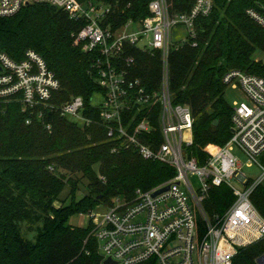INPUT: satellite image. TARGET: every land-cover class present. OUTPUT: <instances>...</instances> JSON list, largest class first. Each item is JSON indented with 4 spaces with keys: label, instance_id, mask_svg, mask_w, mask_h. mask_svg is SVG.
Segmentation results:
<instances>
[{
    "label": "trees",
    "instance_id": "obj_1",
    "mask_svg": "<svg viewBox=\"0 0 264 264\" xmlns=\"http://www.w3.org/2000/svg\"><path fill=\"white\" fill-rule=\"evenodd\" d=\"M95 1L114 8L110 20L115 27L149 15L150 0ZM169 2L172 10L182 12L194 0ZM249 8L264 13V0H214L210 14L195 21L196 45L188 40L171 48L167 56L172 103L191 109L189 150L199 164L231 136L232 107L224 97V73L238 69L264 77V62L253 57L257 51L264 54V29L247 15ZM79 27L78 21L47 3L29 4L0 17V50L15 61L26 50L37 52L61 84L54 105L81 96L84 113L92 119L81 125L58 111L27 109L16 100L0 101V264H101L90 227L71 225L69 217L110 204L116 196L131 199L135 189L152 188L174 175L172 166L145 160L133 146L107 135L91 105L92 95L102 90L92 68L99 55L74 43ZM128 56L133 58L128 69L131 75L147 91L158 90L161 52L127 46L124 57ZM153 110L152 116L147 109L134 115L129 129L149 117L150 135L142 141L156 147L159 104ZM133 113L124 117V124ZM82 179L87 181V192L76 199ZM65 187L66 198L61 199ZM233 199L231 189L222 184L210 189L202 209L208 216L221 215ZM250 199L264 218V184L255 188ZM22 223L28 230L35 225L33 238L25 235ZM263 254L264 238L240 248L232 264H257Z\"/></svg>",
    "mask_w": 264,
    "mask_h": 264
},
{
    "label": "built area",
    "instance_id": "obj_2",
    "mask_svg": "<svg viewBox=\"0 0 264 264\" xmlns=\"http://www.w3.org/2000/svg\"><path fill=\"white\" fill-rule=\"evenodd\" d=\"M213 1L194 0L189 10L180 12L171 9L169 0H150L149 15L115 27L110 20L114 8L101 1L0 0V17L10 16L29 4L47 3L78 21L74 43L85 52L96 51L99 55L92 68L102 89L95 93L101 99L91 105L106 126L107 135L133 146L145 160L174 168L172 177L146 190L135 189L131 199L116 196L110 204H99L79 214L87 217L85 227H90L89 235L95 240L101 264L106 259L117 264H232L240 248L264 238V218L250 199L264 181V77L238 69L224 73L222 82L226 87L240 88L247 102H232L231 136L202 164L189 150L193 142L191 109L187 104H173L169 91L167 56L171 48L180 45L171 41L172 28L184 27L186 37L182 43L191 40L196 45L195 21L210 14ZM246 13L264 29V13L254 8ZM131 26L134 28L129 31ZM127 46L161 52L163 66L158 90L147 91L131 75L128 69L133 58L124 57ZM60 87L37 52L26 50L23 58L15 61L0 50V101L16 100L27 109L47 108L78 124L91 123L81 96L54 105ZM156 104L160 142L152 147L142 141L146 134L150 135L149 117L132 129L129 126L134 115L146 109L152 116ZM132 111L124 124V117ZM46 128L50 130V125ZM234 150L247 156L260 168V174L255 178L246 176L242 172L244 164ZM191 176L197 178V188L193 187ZM232 180L240 188L233 186ZM222 184L231 189L234 199L223 214L208 216L202 201L211 188ZM167 186V190L154 195ZM103 207L107 211L99 214Z\"/></svg>",
    "mask_w": 264,
    "mask_h": 264
},
{
    "label": "rangeland",
    "instance_id": "obj_3",
    "mask_svg": "<svg viewBox=\"0 0 264 264\" xmlns=\"http://www.w3.org/2000/svg\"><path fill=\"white\" fill-rule=\"evenodd\" d=\"M134 26H131L130 30H133ZM186 37V30L184 27L182 26H178V27H174L172 28V32H171V41L174 43H179L181 44ZM253 57L256 60H261L264 62V54L260 51H257L254 53ZM224 97L226 99V101L231 105L233 101H246V96L245 94L242 92V90L239 88H235L233 89L231 86H227L225 89V94ZM100 96L99 94H93L91 97V102L93 104H96L100 101ZM233 153L238 156V158L242 161V163L244 164V166L242 167V172L250 177V178H255L256 176H258L261 172L260 168H258L254 163H252L251 160L248 159L247 156H245L240 150H234ZM251 163V166H248V164ZM190 181L193 185V187L197 188L196 186L198 185V180L195 176H191L190 177ZM82 184L79 185V192L76 194V199H79L82 194L87 192L86 189V184L87 181L85 179L81 180ZM233 186H236L238 188H240L239 184L232 180L231 181ZM264 184V181L263 183ZM67 187H65V189L63 190V192L60 195L61 199H65L66 198V193H67ZM66 202H69V200L67 199ZM112 202H114V199H112ZM57 204V203H56ZM107 211V209H105L104 207L98 210V213L101 214L103 212ZM68 223L71 225H75V226H85L87 223V217L85 216H81L79 214H74L72 216L69 217ZM22 230L24 231L25 235L29 238H33L35 235V225L30 227V230H28L26 228L27 224L26 223H22Z\"/></svg>",
    "mask_w": 264,
    "mask_h": 264
},
{
    "label": "water",
    "instance_id": "obj_4",
    "mask_svg": "<svg viewBox=\"0 0 264 264\" xmlns=\"http://www.w3.org/2000/svg\"><path fill=\"white\" fill-rule=\"evenodd\" d=\"M167 189H168V186L161 188L160 190L156 191L154 195H157V194H159V193H161ZM256 263L257 264H264V254L257 258ZM103 264H117V263L114 261H111L110 259H106L103 261Z\"/></svg>",
    "mask_w": 264,
    "mask_h": 264
}]
</instances>
